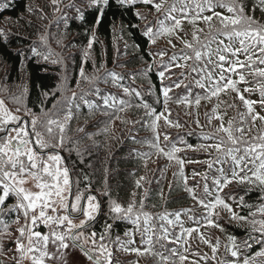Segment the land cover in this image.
Here are the masks:
<instances>
[{"label":"trees","instance_id":"1","mask_svg":"<svg viewBox=\"0 0 264 264\" xmlns=\"http://www.w3.org/2000/svg\"><path fill=\"white\" fill-rule=\"evenodd\" d=\"M72 4L80 9L83 19L80 18V13H77L75 8L69 7ZM110 4V7L103 10V16L97 24L98 12L95 7L88 6L87 0H56V4H53L52 0H0V100H3L9 111L18 117L25 116L24 118L29 121L31 116L25 115V110H30L32 114L38 116V130L43 131L40 125L49 117L59 119L61 123H64V147L56 151H59L65 158L72 180L79 181L80 190L85 194L91 192L102 202L103 214L99 215L91 224L92 227L87 229L89 233L95 231L97 239L100 233L105 232V222L113 223L107 215L108 197L101 195L104 190L110 193L112 200L125 208L130 202L135 201L137 208L134 211L140 210L139 202L142 199L143 211L154 217L157 214L180 212L189 208L194 213L204 208L184 191V180L180 175L181 166L176 159L169 161L165 155L153 154L149 159L144 160L136 155L137 152L155 153V150L147 145L133 142V138L137 141L153 138L150 128L151 118L145 115V109L142 107L127 108L118 113L120 119L106 124L109 120L108 116L102 115L99 111L89 115L86 105L77 98L71 108L73 119L65 122L64 113L67 111L68 98L73 92H76L79 97L81 89L87 91L91 87L81 80V87L77 88L76 83L80 79L81 67L89 77L95 74L104 78L108 72L117 73L123 77L118 82L121 86H114L109 78L107 84L98 83L101 94L111 93L119 99L130 101L133 105L147 103L158 113L165 110L163 86L173 85L174 81L183 80L179 88L173 86L168 93L167 108L171 111V115L168 116L165 112L169 120L179 122L183 126L179 128L170 126L161 118L157 129L160 133V146L165 152L172 144L181 149L175 153V156L185 161L182 171L183 175L188 177V186H195L199 183L200 186L196 188L197 196L203 197L204 182L198 175L193 178L196 167L190 168L188 161L201 162L204 157L212 158L213 168H208L206 171L207 183L212 192L214 188L211 178L219 175L216 169L221 167L215 162L219 153L211 151L212 155L209 156L199 147L202 144L216 142L203 139L204 135L216 134L215 125L208 123V117H212V111L205 109L204 106V102L213 103L215 97L210 101L201 99L199 106L194 103L191 106L186 103H176V100L182 97L187 96L188 99L194 100L196 95L203 94V90L195 84L196 73L190 72L193 61L189 60L188 67L182 68L175 67L173 63L170 70L165 71L163 80L159 76V72L164 70L161 66L167 63L174 53L179 54L186 49L173 50V47L167 45L154 49V45L150 44L143 30L146 26H152L155 31L157 21H154V15L161 16L152 5H144L136 1L134 5L121 6L116 0H110ZM57 8L59 10H56ZM137 13L146 19H140ZM256 15L259 16L260 13L257 11ZM185 21L188 23L187 20ZM93 34L95 42L89 49L88 41ZM32 47L36 48L39 55L31 51ZM159 51H164L166 55L163 58L154 55ZM49 52L52 55L45 60L44 56ZM85 52L88 53L87 57H85ZM53 60L59 63H53ZM179 63L183 64L184 61H179ZM101 65L104 67L101 68ZM149 68L150 71H148ZM96 69L99 71L97 72ZM181 73L185 75L181 76ZM133 75L135 79H132ZM125 87L133 90L131 95L124 93ZM135 91H139L141 95L137 97ZM45 92L49 93L47 97L43 95ZM86 99L98 104L102 103L94 95ZM57 101H59L58 104ZM53 104H57L56 108H53ZM75 104H79L80 108L77 109ZM17 108L21 110L17 112ZM234 108L235 105L229 111L228 122L233 121V128L242 127V114L237 111L233 113ZM198 111L200 112L199 122L203 127H197L195 123ZM121 120L130 121V123H121ZM137 120L141 123H131ZM80 128H83V131H78ZM53 129L54 134L59 135L55 126ZM165 133L169 136L168 141L164 140ZM235 134L239 135V133ZM261 135L263 133L260 129L250 130L245 131L244 138L253 143H260L259 140H253V137ZM88 136L92 138L89 139ZM218 136L227 139L222 133H218ZM181 139L184 143L180 142ZM76 141H79V144L75 143ZM188 145L193 147H187ZM69 148L73 150L70 152ZM77 149L80 155H77ZM63 165L65 166L64 160ZM228 168L227 164L226 169ZM174 173H176L175 176ZM142 176L145 177L144 180H140ZM138 180H140V187L136 185ZM222 191L225 195H222ZM222 191H214L205 198L211 201L219 195L232 208L233 213L248 216L249 221L264 219V216L259 213L255 217L249 216L250 211H255L257 205L264 203V200H261L264 190L252 184L233 181ZM241 197L243 204L240 202ZM13 203L15 199L10 198L6 206ZM247 205H252V207L249 208ZM217 208L226 210L221 206ZM217 213L219 215H213L211 219L220 227L208 226L209 234H215L220 238L216 240L222 241V249L224 240H232L229 237H234V241L239 242L241 246H245L244 242L248 241L252 247L244 248L243 256L244 258L254 256L260 250L261 244L252 238H259L260 233L252 232L248 222L229 219L227 215L230 214H227V211ZM17 214L5 211L0 215V220L8 223V232L11 233L2 238L3 252L0 253V264H17L14 257L18 258L19 254L17 253V256L14 254L16 252L14 241L19 233L15 226L16 223L12 222ZM22 218V213H20V221H23ZM154 223L163 222L154 221ZM165 226L169 227L170 231L174 229L171 226ZM2 228L3 225L0 224V229ZM126 231L132 235L126 236ZM117 237L124 248H140L137 244L128 243L130 239L141 241L140 233L136 231L135 226L127 221H116L110 232L105 233L104 240L112 252V264H159V257L151 254L124 251L116 242ZM153 239L155 240V236ZM172 245L178 247L177 243L161 240L155 245V251L162 252L166 256L170 255L168 249ZM176 257L175 255L172 258Z\"/></svg>","mask_w":264,"mask_h":264},{"label":"snow or ice","instance_id":"2","mask_svg":"<svg viewBox=\"0 0 264 264\" xmlns=\"http://www.w3.org/2000/svg\"><path fill=\"white\" fill-rule=\"evenodd\" d=\"M52 2L56 4V0H52ZM116 2L121 6L126 4L134 5L136 0H116ZM140 2L144 5H152L156 12H160L166 0H159V2H155V0H140ZM87 3L89 7H95L98 12L97 24L103 16V10L111 6L110 0H87ZM177 4H180L181 7L177 8ZM69 7L75 8L77 13H80V9L75 4L69 5ZM217 8L224 11H216L215 9ZM56 10L59 9L57 8ZM257 11L260 13L259 16L256 15ZM177 12L181 14L180 18L173 15V13ZM193 12L194 15L191 14ZM205 12L212 14L204 15ZM224 12L228 13V15H225ZM137 16L140 19H146V17L140 16L139 13H137ZM214 17L218 19L220 27L215 33H210L209 38H206L204 42H201L197 35L198 32L203 31V29L199 28H196V31L192 33V39L195 44L183 39V37H178L181 39L184 48L191 50V55L183 50L179 54L174 53L170 60L161 66L164 70L159 72V76L163 80L165 71L170 70L173 63L175 67L182 68L188 67L187 62L191 60L193 64L190 67V72L196 73L194 77L195 84L203 90V94L196 95L194 100L188 99L187 96L182 97L176 100L177 104L186 103L191 106L194 103L199 106L201 99L209 101L214 97L218 99L221 93L230 89L237 94L239 100L243 102L249 114H251L253 111L252 105L257 103V101L245 99L240 94V89L236 86L237 81L232 79V75H238L239 82H245V73L237 70L247 68L255 76L264 78V67H254L257 60L259 65H264V0H173V3L165 10L163 19L157 21L155 31L152 26H146L143 34L148 38L150 44H155L156 40L161 36L175 34L176 30L181 28L182 20H187L194 27L198 21H203L211 27V21ZM80 18L83 19L82 13H80ZM42 39L44 38L42 37ZM94 42L95 35L93 34L88 41L89 49L92 48ZM168 43L172 44V41L169 40ZM213 45H215L214 48ZM172 47L174 48L175 45L172 44ZM31 51L39 55L35 47H32ZM20 55H23V53H20ZM51 55L52 53L49 52L44 56V59L48 60ZM149 55L153 54L149 53ZM154 55L163 58L166 53L159 51ZM241 55L244 56V60L240 59ZM87 56L88 53L85 52V57ZM179 61H184V63L181 64ZM52 62L59 63L57 60ZM100 67L103 68L104 65ZM150 70L149 68L148 71ZM96 71L98 72L99 69H96ZM184 75V73H181V76ZM79 76L80 79L76 83L77 88L81 87V80L91 85V87L87 91L81 89L79 97H77L76 92H73L72 96L68 98L67 111L64 113L65 122L73 119L71 108L77 98L86 105L89 115L99 111L102 115L108 116L109 120L106 124L114 123L115 120L120 119L118 113L125 111L127 108L135 106L145 109V115L151 118L150 128L153 132V138L152 140L139 141L133 138V142L147 145L154 149L155 153L137 152L136 155L144 160L149 159L153 154L157 156L165 155L169 161L176 159L181 166L180 175L184 180V191L189 194L192 200L205 209L206 215L203 219L206 221V225L220 227L211 217L219 215L214 210L217 206H222L223 209L232 214L231 219L248 222L251 225L250 230L252 232L260 233L259 238H252L261 244L260 250L254 256H246L243 264H255L257 257H264V219H252L249 221L248 216H240L233 213L232 208L219 195H216L211 201L206 200L205 197L212 194L207 183V173L202 176L204 181L203 197L197 196L196 188L200 186L199 183L195 186H188V177L184 176L182 171L185 161L175 156V153L181 151V149L172 144L169 146V150L165 152L164 148L160 146V133L157 129L161 118L170 126L177 128L183 126L179 122H173L168 119L171 111L167 108L168 93L173 86L179 88L183 80L174 81L173 85L163 86L165 110L158 113L155 108H151L147 103L133 105L130 101L119 99L111 93L101 94L98 83L107 84L109 83V78L114 86H121L118 82L123 77L115 72L106 73L104 78L95 74L89 77L85 74L84 68L81 67ZM135 78V75H133L132 79ZM258 86L261 94L259 103L264 104V84H258ZM185 87L187 88V85ZM249 90L247 87L244 89V91ZM123 91L125 94L131 95L133 90L125 87ZM43 95L47 97L49 93L45 92ZM90 95L96 96L102 103L98 104L95 101L86 99ZM135 95L139 97L141 94L139 91H135ZM58 103L59 101H57ZM57 104H53V108H56ZM227 106L234 107L232 104ZM75 107L79 109L80 105L75 104ZM20 110V108L16 109L17 112ZM212 111L214 116L208 117V123L210 124L213 118L220 120L221 123L216 129V134L204 135L203 139L215 140L216 142L206 145L202 144L199 147L215 149L220 154L216 157L215 162L220 165L228 164V171L231 173L230 176L226 175L223 167L217 168L216 171L219 175L211 178L214 189L217 192L222 191L228 184L236 181L242 184H252L264 190V135L253 137V140H259L260 143L250 142L244 138L245 128H233V121L231 120L226 127L222 117L215 115V107ZM165 112L168 113V116H165ZM25 115H30L31 119L25 121L21 117L14 115L5 106L4 101L0 100V134H2L0 135V215L5 211L18 213L15 220L12 221L13 223H19L20 213L23 215L24 224L17 229L19 236L14 241L16 252L19 254L18 258L14 257L17 260V264H22L25 259H29L31 264H46V260H56L60 261L61 264H68L66 250L70 247L78 249L90 264H112V252L108 245L104 243V240L105 233L110 232L113 223L116 221H127L134 225L136 231L140 233L141 243L146 245L143 251L140 248L127 249L123 247L122 243H119V237H117L116 242L119 243V247L124 251L151 254L159 257V264H168L170 260L172 264H175V261L172 260V257L176 255L175 248L168 249L170 255L166 256L162 252L155 251V245L161 240L168 243H179L186 236L190 237L194 232L199 234L198 227L184 228L180 219L182 214L191 213L192 209L189 208L180 212H165L154 217L143 211L144 202L142 199L139 202L140 210L134 211L137 208L135 201L130 202L125 208L120 203L112 200L110 193L104 190L101 195L108 197L107 215L113 223L105 222V232L100 233L99 239H97V233L95 231L89 233L87 229L92 227L91 221L103 214L102 202L91 192L85 195L80 190L79 181L71 179L69 168L62 166L64 158L56 151V149L64 147V123H61L59 119L49 117L41 123L40 126L43 129L41 131L37 128L39 117L32 114L30 110H25ZM256 119L264 120V117H260L258 114L252 115L253 123ZM121 123H130V121L121 120ZM131 123H141V121L137 120ZM195 123L197 127H203L200 125L198 118ZM9 125L15 126L9 127ZM53 126L58 129L59 135L54 134ZM78 131H83V128L78 129ZM105 131H107V128H105ZM220 132L226 134V140L224 137L218 136ZM12 133H15V135H12ZM235 133H239V135ZM88 138L91 139L92 137L88 136ZM164 140H169L167 133L164 134ZM180 142L184 143L182 139ZM75 143L79 144V141ZM187 147L191 148L193 146L188 145ZM49 149L51 151H48ZM72 150L71 148L68 149L70 152ZM76 151L77 155L81 154L79 149ZM188 162L199 163L200 161L189 160ZM208 168L212 169L213 164L208 163ZM241 173H244V175H241ZM173 175L175 176L176 173ZM197 175L200 174L194 171L193 178ZM144 179L145 177H140V180ZM140 180L136 182L137 187L141 186ZM30 182L38 191L25 187ZM10 198H14L15 203L7 204L6 206V202ZM261 200H264V196H261ZM82 201L86 203L82 204ZM240 202L243 204L242 197ZM247 207L251 208L252 205H247ZM49 210L52 213L51 215L48 214ZM257 213L264 216V203L257 205L255 211H250L249 216L255 217ZM142 217L143 220H141ZM188 218L196 224L200 223L193 215H189ZM77 220L79 223L75 222ZM154 221L163 223L157 224ZM0 224L3 225V228L0 229V253H2V238L5 235H11V233L8 232L9 225L7 222L0 220ZM41 224L49 231L42 233L35 230ZM165 225L179 226V234L171 235L169 227ZM125 235L131 236L132 233L126 231ZM200 235L201 239H203L202 234ZM154 236L155 240L153 239ZM229 239L234 240V237H229ZM25 240L27 241L26 244ZM50 243L55 247L54 252L48 251ZM128 243H134V240L130 239ZM218 244L219 241H217V246H212L213 253L217 251ZM244 245L248 248L252 247L248 241H245ZM30 253L32 255L29 256ZM231 255L238 258V250H232ZM186 259L187 257L184 255L179 256L181 264ZM202 259H206V257H202Z\"/></svg>","mask_w":264,"mask_h":264},{"label":"rangeland","instance_id":"3","mask_svg":"<svg viewBox=\"0 0 264 264\" xmlns=\"http://www.w3.org/2000/svg\"><path fill=\"white\" fill-rule=\"evenodd\" d=\"M59 1V0H58ZM68 1V0H65ZM136 1H140V0H136ZM155 2H159V0H155ZM173 3V0H166V3L164 4V7L161 9V11L159 12L161 14V16H156L154 15V21H158L160 19H163L164 15H165V10ZM181 7L180 4H177V8ZM216 11H224L223 9H215ZM192 15H194V12L191 13ZM212 13L210 12H205L204 15H211ZM225 15H228V13L224 12ZM173 15H176L177 18H180V13H173ZM170 23V22H169ZM220 27L219 25V21L217 18L214 17V19L211 21V27L209 26V24L203 22V21H198V23L196 24V26L194 27L192 24L190 23H186L185 20H182L181 23V28L176 30V33L173 35H165V36H161L159 39L156 40V43L153 44L154 45V49H160L158 47H162V46H169L172 47V44L175 45V47L173 48V50H178V49H186L184 48V45L181 41V39H179L178 37H183V39L188 40L190 42H193L195 44V42L192 39V33L194 31H196V28L199 29H203V31L198 32L197 35L200 38L201 42H204L206 40V38H209V34L215 32L218 28ZM171 40L172 44H169L168 41ZM225 43H227V41H225ZM238 46V45H237ZM215 47V45H213V48ZM191 50L186 49V51L191 55ZM241 60H244V56L241 55L240 56ZM227 66V65H226ZM255 66H259V67H264V65H259V61H256ZM238 72H244L245 73V82H239V76L238 75H232V79L237 81V88L240 89V94L243 95L245 97V99L248 100H252V101H257V103L252 105V113L249 114L247 107L243 104V102L241 100H239V98L237 97V94L233 91H231L230 89L227 90L226 92H223L220 94L219 98H214L213 99V103L210 102H204V106L205 109H209V111L211 108L213 109L214 107L216 108V113L215 115H219L222 117L223 123L224 125L227 127L228 126V119H230L229 116V111L231 109V107H228V104H232L235 105L234 110H232L233 113L237 112H241V123H242V127L245 128L246 131L250 130H261V133H263L264 135V120H260V119H256L255 122L253 123L252 121V115H256L258 114L260 117H264V104L259 103V101L261 100V94H260V88L258 86V84H264V78H259L258 76L256 77L249 69L244 68V69H238ZM227 75V74H226ZM249 88V91H244L245 88ZM212 104V105H211ZM13 113V112H12ZM14 114V113H13ZM15 115V114H14ZM210 115V114H209ZM212 117L214 116V113L212 111ZM23 119L25 116H21ZM211 117V116H209ZM198 119H200V112L198 111ZM211 123L215 125L216 129L219 127L221 121L217 120V119H212ZM224 135H226L223 132H220ZM12 135H15V133H12ZM201 151L209 154V156H211V151H215V149H208V148H202ZM217 153V152H216ZM197 161V160H195ZM189 163V162H188ZM208 163H212L214 164V162H212V158H207L204 157L202 159L201 162L199 163H189L190 168L196 167L194 170L195 172L199 173L200 175H198L200 178H202V176L206 173V171L208 170ZM226 165H221V167H223L225 169V174L231 175V173L228 171V169H226ZM62 166H64L62 164ZM241 175H244V173H241ZM249 175H251V173H249ZM212 180V179H211ZM202 182H204L202 180ZM228 186V185H227ZM25 187L30 188L33 191H38V189H35L32 185V183H28L27 185H25ZM214 188V187H213ZM214 191H216L215 189L213 190L212 193H214ZM221 192V191H219ZM222 195H225V192L222 191ZM86 203V202H85ZM221 208L223 209V207L221 206ZM215 212H220L222 213V211L224 213H226L227 210H221L219 208H216L214 210ZM200 213V214H199ZM48 214H52L51 211L49 210ZM63 214V213H61ZM227 217L229 219H231V213H229L227 211ZM189 215H193L197 218V220H199V224L194 223L193 221L189 220ZM206 215L205 209L203 210H199V211H194L191 213H188L187 215H181L180 219L183 222V227L184 228H191V227H198L199 228V234L194 232L191 234V236H186L184 240L180 241L179 243H177L176 247L175 245H172L169 247V249L175 248L176 249V258H172V260L175 261V264H181V262L179 261V256L180 255H184L187 257L186 260H184L182 262V264H243L244 261V248L246 249L245 246H241L239 242L234 241V240H224V248L222 249V241L221 240H216V238L220 239L217 235L213 234L210 235L209 234V229L207 228L208 225H206V222L203 217ZM257 215V214H256ZM23 216V215H22ZM226 216V215H225ZM213 217V216H212ZM23 220V218H22ZM258 220V219H256ZM76 223H79V221H75ZM24 224V220L20 221L19 223H16V229L20 228L21 226H23ZM172 228H174L173 230H169L170 234L175 236L178 235L180 232V228L179 226H171ZM213 227V226H211ZM43 229V230H42ZM37 231H41L42 233H46L49 230L47 228H45L42 224L40 225L39 228L35 229ZM203 236V239H201V235ZM205 241H207V243H205ZM217 241H219L218 247H217V251L215 253L212 252V246H217ZM25 244L27 243V241H24ZM134 244L139 245V247L141 249H144V245L141 243V241L139 242L138 239L134 240ZM141 245V246H140ZM16 249V248H15ZM232 250H238V258L237 257H233L231 255V251ZM48 251L49 252H54L55 251V247L50 243L48 246ZM67 252V260H68V264H90V262L86 259V257H84V255L77 249H72L71 247L69 249L66 250ZM14 254H16L17 256V252H15ZM32 255L31 253L29 254V256ZM202 257H206V259H202ZM263 262V263H261ZM22 264H31V261L29 259H25ZM46 264H61L60 261H56V260H46ZM168 264H172L171 262H168ZM255 264H264V257H257L255 260Z\"/></svg>","mask_w":264,"mask_h":264},{"label":"water","instance_id":"4","mask_svg":"<svg viewBox=\"0 0 264 264\" xmlns=\"http://www.w3.org/2000/svg\"><path fill=\"white\" fill-rule=\"evenodd\" d=\"M23 119V118H22ZM26 121H28V120H26ZM15 125H9V127H14ZM0 135H2V134H0ZM59 152V151H58ZM60 153V152H59ZM63 157V156H62ZM64 158V157H63ZM64 160V163H65V166H67L68 168H69V166H68V164H67V162H66V160H65V158L63 159ZM70 170V169H69ZM70 177H71V173H70ZM71 179H72V177H71ZM88 194V193H87ZM87 194H85V195H87ZM85 202L84 201H82V204H84ZM99 216H97V218H98ZM96 218V219H97ZM95 219V220H96ZM95 220L94 221H91L90 223L91 224H93V222H95Z\"/></svg>","mask_w":264,"mask_h":264}]
</instances>
